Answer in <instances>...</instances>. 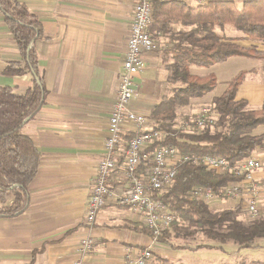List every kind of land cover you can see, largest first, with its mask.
<instances>
[{
    "label": "crops",
    "instance_id": "crops-1",
    "mask_svg": "<svg viewBox=\"0 0 264 264\" xmlns=\"http://www.w3.org/2000/svg\"><path fill=\"white\" fill-rule=\"evenodd\" d=\"M19 1L43 24L44 34L34 41L33 47L46 95L42 108L20 131L32 139L41 157L29 184L28 208L17 216L0 217V264H74L85 235L95 239L93 251L85 258L86 264H122L129 247H151L153 258L148 264H181L179 260L184 262L201 250L213 255L243 254L245 248L233 242L222 244L206 239L208 242L198 245L174 239L186 248L155 242L148 233L126 226L144 225L142 215L113 200L100 209L94 226L86 224V205L98 161L105 150L135 0ZM232 26L217 30L241 45L256 46L258 55H233L211 66L190 65L192 74L200 77L213 74L218 82L211 91L191 98L189 105L180 108L178 119L195 116L202 106H213V99L221 96L228 82L242 72L245 78L238 86L236 99H246L253 108L264 102V41L231 30ZM173 27L176 31L181 25L176 22ZM158 41L160 47L171 45L170 33L163 34ZM144 58L146 69L137 77L140 95L130 107L150 116L151 110L180 82L168 64L163 63L159 49ZM10 62L23 61L0 10V86L25 94L34 83V75L4 74ZM258 74L263 76L257 77ZM253 133H264V124ZM108 184L112 189H123L127 182L122 172L115 170ZM225 200L238 203L235 199ZM12 202L10 195L6 201H0V208ZM231 246H236V250L227 248Z\"/></svg>",
    "mask_w": 264,
    "mask_h": 264
},
{
    "label": "trees",
    "instance_id": "trees-1",
    "mask_svg": "<svg viewBox=\"0 0 264 264\" xmlns=\"http://www.w3.org/2000/svg\"><path fill=\"white\" fill-rule=\"evenodd\" d=\"M153 23L150 32L160 39L170 33L171 45L160 47L163 63L172 69L179 86L164 97L150 113L154 127L167 132L158 144L174 145L191 157L219 155L234 164L264 146V133L253 130L264 124V102L249 107L246 99H236L238 86L245 78L242 72L228 82L226 91L213 99V107L220 113L217 121L205 128L189 131L177 128L179 109L190 104L193 97H201L217 86V77L194 75L190 65L211 66L233 55L257 56L256 46H244L224 37L218 28L233 25L248 37L264 41V0H210L205 4H186L183 0H152ZM0 10L16 40L23 62H10L3 70L7 75L31 72L34 83L25 94L15 93L12 87L0 86V201L13 196L9 206L0 208V217L23 213L29 206V184L37 173L41 153L32 139L21 134V128L42 108L46 88L39 77L38 55L34 41L44 34L39 18L19 0H0ZM181 28L174 30L173 24ZM32 44V46H30ZM131 135L126 136V138ZM174 184L161 192H153L175 216L170 230L157 238L173 248H186L174 239L198 238L200 235L219 243L233 242L240 248H257L256 240L264 238V216L245 222L239 218L241 205L213 210L209 204L190 199L193 186H203L220 193L231 180L238 179L227 172L218 174L200 163L189 160L181 164ZM152 235L144 225L126 226ZM264 264V263H262Z\"/></svg>",
    "mask_w": 264,
    "mask_h": 264
},
{
    "label": "built area",
    "instance_id": "built-area-1",
    "mask_svg": "<svg viewBox=\"0 0 264 264\" xmlns=\"http://www.w3.org/2000/svg\"><path fill=\"white\" fill-rule=\"evenodd\" d=\"M187 3L205 4L210 0H183ZM153 23L152 0H135L127 49L119 73L117 97L112 105L108 136L104 153L98 161L97 171L89 195L85 221L89 227L95 225L99 211L110 200L142 215L143 224L152 233L155 242L172 227L175 216L166 204L155 198L153 192H161L174 184L178 168L184 162L202 164L207 170L218 174L230 172L238 177L229 181L220 191L193 186L188 197L212 205L222 198L235 199L251 219L263 215L260 205L264 191V159L251 154L233 165L219 155L195 156L183 154L174 145L158 144L167 132L154 127L147 114L131 108L132 100L140 95L137 77L146 69L144 55L157 51L161 44L150 32ZM32 46V44H30ZM220 113L213 106H203L195 113V127L213 125ZM131 137L126 138V136ZM121 157L123 161L120 162ZM115 170L122 172L127 185L112 189L109 180ZM95 246V239L85 235L78 247L74 264H86L85 258ZM153 258L151 247L127 248L122 264H148Z\"/></svg>",
    "mask_w": 264,
    "mask_h": 264
},
{
    "label": "rangeland",
    "instance_id": "rangeland-1",
    "mask_svg": "<svg viewBox=\"0 0 264 264\" xmlns=\"http://www.w3.org/2000/svg\"><path fill=\"white\" fill-rule=\"evenodd\" d=\"M239 6L242 5L243 0H235ZM232 26V25H231ZM231 30H237L234 26L231 27ZM226 32V30H225ZM258 73V72H256ZM263 75L258 74L257 77H262ZM203 107V106H202ZM201 108V107H200ZM197 111H199V108L197 109ZM196 113V111H195ZM183 117V116H182ZM195 116H189L188 119L183 118H179L177 119V123L175 126H177V128H183L185 130H189V131H198L200 129H198L197 127H195V123L193 121ZM252 154H256V155H261V157L264 159V146H260L257 147ZM225 199L227 198H222L221 202L216 203L214 205H210V207L217 211V210H222V209H227V208H232L236 205V202H232L231 201H226ZM260 205L263 209V215L264 216V191H263V195L261 197V202ZM239 218L242 219L245 222H249L251 220L250 216L243 210H241ZM194 239V238H193ZM192 238H181L179 237V239L177 240L178 242H192L193 244H198V243H202V242H208V240H206L205 237L203 236H199L195 242L191 241ZM211 242V241H210ZM256 243L258 245L257 248H245L246 251H244L243 254H233V255H223L221 254H215L213 255L212 252H207L205 251H200L195 255L186 257V261H182L179 260V262H181V264H262L264 263V238H258L256 240ZM199 245V244H198ZM229 249L232 250H236V246H231V247H227ZM246 252V253H245ZM178 262L175 260V263ZM180 264V263H177Z\"/></svg>",
    "mask_w": 264,
    "mask_h": 264
}]
</instances>
